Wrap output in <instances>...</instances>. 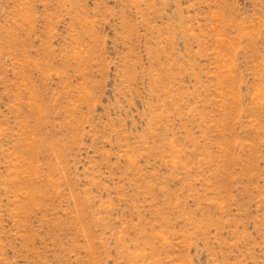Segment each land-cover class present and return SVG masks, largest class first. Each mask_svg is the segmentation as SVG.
<instances>
[{"label": "rangeland", "instance_id": "374dc122", "mask_svg": "<svg viewBox=\"0 0 264 264\" xmlns=\"http://www.w3.org/2000/svg\"><path fill=\"white\" fill-rule=\"evenodd\" d=\"M0 264H264V0H0Z\"/></svg>", "mask_w": 264, "mask_h": 264}]
</instances>
